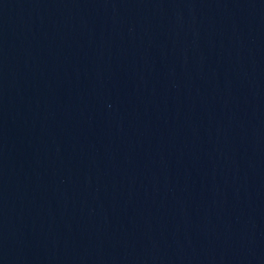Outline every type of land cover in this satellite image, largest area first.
<instances>
[{
  "label": "water",
  "instance_id": "1",
  "mask_svg": "<svg viewBox=\"0 0 264 264\" xmlns=\"http://www.w3.org/2000/svg\"><path fill=\"white\" fill-rule=\"evenodd\" d=\"M0 264H264V0H0Z\"/></svg>",
  "mask_w": 264,
  "mask_h": 264
}]
</instances>
